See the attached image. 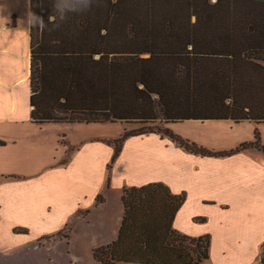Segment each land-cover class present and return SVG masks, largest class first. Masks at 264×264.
Wrapping results in <instances>:
<instances>
[{
    "label": "trees",
    "instance_id": "trees-1",
    "mask_svg": "<svg viewBox=\"0 0 264 264\" xmlns=\"http://www.w3.org/2000/svg\"><path fill=\"white\" fill-rule=\"evenodd\" d=\"M30 12L34 123L140 124L148 127L128 135L157 133L196 155L264 152L258 129L251 142L212 151L168 127L187 120L264 123V0H94L90 6L30 0ZM156 122L163 125L151 126ZM126 136L114 142L115 156ZM185 198L161 182L124 188L119 235L95 248L94 258L102 264L209 260L208 235L191 237L173 226Z\"/></svg>",
    "mask_w": 264,
    "mask_h": 264
},
{
    "label": "crops",
    "instance_id": "crops-1",
    "mask_svg": "<svg viewBox=\"0 0 264 264\" xmlns=\"http://www.w3.org/2000/svg\"><path fill=\"white\" fill-rule=\"evenodd\" d=\"M29 12L30 0H0V123L11 127L34 123ZM168 127L212 151L251 142L256 129L264 144V123L187 120ZM139 137L144 140L123 144L110 173L113 149L92 139L34 170L0 173V264H102L93 250L117 239L124 188L153 182L186 195L173 226L191 237H210V257L202 264H261L264 153L250 147L202 156L157 133ZM130 157L145 163L131 166Z\"/></svg>",
    "mask_w": 264,
    "mask_h": 264
},
{
    "label": "rangeland",
    "instance_id": "rangeland-1",
    "mask_svg": "<svg viewBox=\"0 0 264 264\" xmlns=\"http://www.w3.org/2000/svg\"><path fill=\"white\" fill-rule=\"evenodd\" d=\"M10 4L15 5V3ZM7 125L14 124L0 123V173L34 170L35 167L44 166L54 161L56 158L61 157L66 152L71 151V146L79 145L80 142L89 139L101 142L113 149L111 161L107 164L108 173H110L113 163L121 153L120 150L119 154L115 156L116 150L114 142L116 139L126 136L125 134L127 133V136L121 144L122 146L127 140L141 142L144 139L139 136L143 134H128L133 130L148 127L147 125L144 126L140 124L125 125L121 122L21 123L16 127ZM161 125H163V123L156 122L155 124H151V126L155 127H160ZM157 138L158 135L156 136V139ZM161 143L163 144L162 141ZM261 152L264 153L263 151ZM139 159L145 163L142 157H130L131 166H133L134 163L138 164ZM209 206L214 207L216 205ZM26 232L27 230H15V233ZM41 241L44 242L45 240L43 239Z\"/></svg>",
    "mask_w": 264,
    "mask_h": 264
},
{
    "label": "clouds",
    "instance_id": "clouds-1",
    "mask_svg": "<svg viewBox=\"0 0 264 264\" xmlns=\"http://www.w3.org/2000/svg\"><path fill=\"white\" fill-rule=\"evenodd\" d=\"M94 2V0H84V4L85 6H90L92 3ZM29 17H35V14L34 13H31L29 12ZM25 22L29 25V26H32V27H36L35 25H33L30 20H25ZM38 28H42V25Z\"/></svg>",
    "mask_w": 264,
    "mask_h": 264
}]
</instances>
